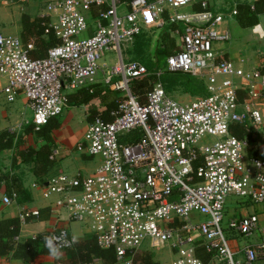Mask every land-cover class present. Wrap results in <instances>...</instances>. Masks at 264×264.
<instances>
[{
  "label": "built area",
  "instance_id": "built-area-1",
  "mask_svg": "<svg viewBox=\"0 0 264 264\" xmlns=\"http://www.w3.org/2000/svg\"><path fill=\"white\" fill-rule=\"evenodd\" d=\"M43 1L51 16L45 33L60 39L47 56L30 55L34 39L25 43L0 32V76L7 79V100L24 93L39 131L64 114L69 94L83 86L104 81L122 92L113 119L97 116L77 145L82 153L99 158L93 173H61L42 181L43 196L52 199L51 210H65L69 220L85 224L100 247L115 250L116 264H134L147 242L151 248L170 246L176 254L170 264H264V226L258 214L228 220L232 233L258 236L242 249L232 245L224 227L230 198L264 202V158L250 156L249 139L230 130L233 123L261 122L258 101L264 96V71L247 73L233 60L217 59L215 43L232 38L229 28L220 29L225 13L207 0ZM93 7L98 12L96 32L79 38L88 28L86 12ZM122 7L128 9L124 14ZM232 13L237 15L236 5ZM165 23L174 26L170 31L179 47L157 75L191 74L204 81L207 95L180 101L159 80L143 101L132 90L133 82L150 71L138 60H125L122 45L134 43L146 27ZM108 53H115V62L105 59ZM236 77L246 85L243 101ZM3 199L11 204L17 197ZM28 215L38 216L39 209L20 213L23 219ZM42 237L45 246L56 250L72 249L77 242L66 228ZM199 248L210 254L208 260L199 256ZM79 264L105 263L94 258Z\"/></svg>",
  "mask_w": 264,
  "mask_h": 264
},
{
  "label": "crops",
  "instance_id": "crops-1",
  "mask_svg": "<svg viewBox=\"0 0 264 264\" xmlns=\"http://www.w3.org/2000/svg\"><path fill=\"white\" fill-rule=\"evenodd\" d=\"M0 1L8 7L11 5L19 10V12L17 11L14 15L10 14L9 18L6 20L0 19V24L2 25L0 29L1 33H4L3 30H11L15 33H11L12 35H16L23 40L25 27L22 18L24 14H27L32 18H51L45 9V2L43 0H31L28 3H4L2 0ZM254 1L255 0H247L245 2L253 3ZM235 5H237L236 2L233 3V6L230 8L231 10L228 9L226 11V7L224 6L219 8L212 7L216 11L225 13L226 19L220 26V29L229 28L232 34V38L229 41H219L215 43L214 48L217 54V59L220 60L224 58L233 60L237 66L244 68L247 73H250L254 69H262L264 71V16L260 15L259 23L252 27L243 26L238 16L232 13ZM196 6L200 7L199 4H195L194 8ZM127 11V7H122V9H120V13L122 14ZM86 15L89 22L88 28L85 32L78 36L79 38L91 36L96 32V21L98 16L96 7H93L91 11H87ZM171 28H174V26L168 25L167 23L162 26L154 25L146 27L142 33L138 35L135 42L132 43L133 45L138 46L139 54H128V60L132 59L142 62L143 60H151L150 57L153 60L155 56V49L160 47V45L163 47L165 44L167 46L170 45L169 51L170 53L173 52L174 49L179 47V43L178 40L171 35ZM150 42H155L156 44L148 47V43ZM101 78L102 76H99V80ZM99 83V88L103 90L109 88L108 90L117 92L106 85L104 81H100ZM235 83L238 86L239 100L243 101L248 93L246 85L243 84L242 79L239 77L235 78ZM6 84V77L0 76V137L3 131L14 133L15 136L13 137L11 148H4L5 144L2 142L0 143V146L2 147V149H0V169L9 172L11 175L19 177L27 192L17 197L13 203L7 204L4 202L3 198L4 196H11V194L8 193L7 186L5 184L2 186L0 190V221L12 218L19 219L21 221V230L20 234L16 236L17 238L15 237L14 242L24 243L29 239H36L38 241V247L36 248L38 253L31 260L26 261L22 257L18 256L14 249L8 254L0 256V264H70V261L68 260H70L71 257L67 250H56L50 247L48 248L44 245L42 237L43 233L56 228H66L70 233H72L77 241L86 240L88 237H92L93 235L85 224L69 220L67 211L59 210L58 212L51 210L50 205L52 203V199H48L43 196L42 181L52 175L66 173L63 171V169L69 168H64L63 162L66 158L70 159L68 166H71L74 161H77L74 155V149L77 148V145L81 142L82 137L84 139L85 132L90 122L99 116L95 114L97 112H103L107 108V102H109V100L108 97L105 98L104 95H108V92H103L102 90L101 96H96L88 103L79 105L70 103V106L66 109V113L61 118L57 119L60 123V127L53 131L54 143L52 148V154L54 152L56 154H54V157L50 156V158L54 160V165L47 174L49 176L46 175V177L40 178L33 170L34 164L25 161L24 158H22V155L18 152L20 149H26L29 146L39 149L46 143V140L38 136L35 132L36 130L32 127L33 117L31 119L28 117V110L33 111V109L30 106L27 96L24 93H19L16 100L9 102L3 92V88ZM206 92L208 94L207 88ZM118 97H120V95H118ZM241 108L243 109L244 106L242 105ZM258 109L260 110L262 116L261 122L258 124L254 121H247L244 126L247 128H254V135L258 141L257 155L264 158V96H262V98L258 101ZM77 117L81 118L84 122L83 132L80 136L74 133L71 125ZM31 127L33 129H30ZM6 139L7 136L3 138L2 141H5ZM123 139L127 140V136L123 137ZM17 141H21L19 147L16 145V143H18ZM79 154L84 158H92L85 153L80 152ZM95 159L98 163L100 162L99 158ZM84 169L85 168L82 165L79 167L77 174L75 175L82 174V170ZM94 169L89 174L93 173ZM233 204H235L237 208L241 209L240 214L236 216L251 213L259 214L261 225L264 226V202L256 204L248 199L232 200L230 201V207L227 205L226 216L229 212H231V215L229 214L228 216H232V214L234 215L236 213L233 210ZM42 208L49 210L48 218L40 219L32 217L30 219H23L20 216V213L24 210L31 211L33 209L40 210ZM231 234L232 236L230 239L234 247L242 249L246 245L250 244V242L243 243L238 240V234ZM257 239L258 236H255L254 241ZM15 247L16 245L14 248ZM171 260L172 258L166 264H170ZM76 264H79V262Z\"/></svg>",
  "mask_w": 264,
  "mask_h": 264
},
{
  "label": "trees",
  "instance_id": "trees-1",
  "mask_svg": "<svg viewBox=\"0 0 264 264\" xmlns=\"http://www.w3.org/2000/svg\"><path fill=\"white\" fill-rule=\"evenodd\" d=\"M236 7L238 11L237 16L242 25L252 27L259 23V16L264 8V0H255L253 3L240 2L236 5ZM195 8L201 9L199 6H196ZM22 19L25 27L24 42L27 43L31 38L35 41V47L30 50V55L34 58L47 56L49 48L60 41V39L53 32L45 33V23L48 21V18H32L29 15L24 14ZM169 48L170 45L167 46L165 44L163 47L160 45V47H157L154 51L155 56L153 60L142 61L148 67L150 74L141 80L134 81L132 90L139 95L140 100L143 101L144 94L152 86V83L161 79L168 93L175 87H182L185 92L190 93L193 96L206 95L207 92L205 90L203 80L196 76L183 72L169 71L164 73L171 75L166 76L164 79L163 77L161 78L162 75L160 77L157 75V69L165 67L166 65L167 57L170 54ZM99 85L100 83L96 82L91 85L83 86L77 91L70 93V102L72 104L79 105L90 102L96 96H101L103 89L99 88ZM108 89L109 88L103 90V92H108V95H104L105 98L108 97L109 100V102H107V108L103 112H97L95 114L101 116L105 121L113 119L111 112L118 107L119 100L116 92ZM32 127L30 129H33ZM59 127L60 123L57 118H51L39 131H36L38 136L46 140V143L39 149L29 146L26 149H20L18 152L22 155V158H24L25 161L34 164L33 170L40 178L46 177L54 165V160L50 158L54 143L53 131ZM230 130L239 138H249V154L250 156L257 155L258 141L254 135L255 130L253 127L247 128L244 125L233 123ZM134 134L133 138L137 139L139 135L137 133ZM6 136L7 139L2 141ZM14 136V133L3 131L0 137V143L2 142L5 144L4 148H11ZM20 143L21 141L16 143V145L19 147ZM0 149H2L1 146ZM4 184L7 186L8 193L11 194V196L15 194L16 197H19L21 194H25L27 192L19 177L11 175L9 172L0 169V190ZM48 216L49 210L42 208L39 210L38 216L28 215L26 219H30L32 217L45 219L48 218ZM20 230L21 221L17 218L0 221V256L8 254L10 251L15 249V253L18 256L22 257L26 261H29L38 253V250L36 249L38 247V241L36 239H29L24 243L14 242L15 237L20 234ZM15 245L16 247L14 248ZM67 251L71 257L70 260H68L70 261V264H76L78 262H91L94 258L102 259L105 264L117 263L115 250L113 248L100 247L94 236L88 237L83 241H77L75 247ZM198 254L204 260H208L210 258V254L203 248H199ZM134 264L161 263L153 258L151 252L144 251L136 254Z\"/></svg>",
  "mask_w": 264,
  "mask_h": 264
},
{
  "label": "rangeland",
  "instance_id": "rangeland-1",
  "mask_svg": "<svg viewBox=\"0 0 264 264\" xmlns=\"http://www.w3.org/2000/svg\"><path fill=\"white\" fill-rule=\"evenodd\" d=\"M31 1V0H30ZM28 1V2H30ZM209 5H211L213 8L215 7H226L225 11L226 10H231L230 8L233 6V3L236 2L237 4L240 3V1H247V0H207ZM28 2H25V3H28ZM182 10H191V8H184ZM19 12V10L17 8H15L14 6H11L8 7L7 5L3 4L1 1H0V19L1 20H6L9 18V15L12 14L14 15L16 12ZM90 25H91V21H90ZM2 25L0 24V29H1ZM4 33H7V34H15L13 31H9V30H3ZM156 43L155 42H150L148 43V47H151L152 45H155ZM122 50H123V56H124V59L125 60H128V54H131V53H135V54H139V49H138V46H135L133 44H123L122 45ZM107 59L115 62V53H108L107 56H106ZM150 59L152 60V58L150 57ZM146 61V60H145ZM151 62V61H150ZM153 62V61H152ZM161 78L163 77V79L168 76V75H171V74H168V73H162L161 74ZM160 82L163 83V81L161 79H159ZM205 87V85H204ZM205 90H206V87H205ZM77 91V90H76ZM75 92V91H74ZM117 95H122V92L121 91H117L116 92ZM169 94L172 95V97L180 100V101H191L192 99L196 98L197 96H193V95H190L188 94L187 92L184 91V89L182 87H175L173 90L169 91ZM200 96H205V95H200ZM28 117L31 119L33 117V111L31 110H28ZM66 113V111L64 112V114ZM63 114V115H64ZM63 115H59L57 116L56 118L59 119L61 118ZM77 117L75 118V120L72 122V128L74 130V133L78 136H80L83 132V120ZM36 132V131H35ZM84 139L82 137L81 139V142H83ZM75 153V157L77 159V161H74L73 164L71 166H68L69 165V161L70 159L66 158V160L63 162L64 164V168L66 167H69V168H66V169H63V171H65L66 173H69V174H77V171L79 169V167H81L82 165L84 166V170H82V174L83 175H87L89 174L90 172H92V170L97 166L98 164V161L95 159V158H84L83 156H80V152L81 151H78V149H74ZM82 153V152H81ZM95 170V169H94ZM49 176V175H47ZM239 198L235 197V198H230L229 199V204H228V207H230V201H235V200H238ZM257 204V203H256ZM233 210L236 212L234 215L232 214V216H228L229 214L231 215V212H229V214L227 215L228 217L225 218V221H224V227L226 229V233H227V236L230 238L232 236V231L229 229V226H228V220L231 218V217H234L236 215H239L240 214V211L241 209L240 208H237V206L235 204H233ZM233 212V211H232ZM259 215V214H258ZM200 218H203L204 216L203 215H199ZM239 236V235H238ZM237 236V237H238ZM254 238L255 237H245V236H242L240 235L237 239L240 240L241 242H250L252 243L254 241ZM144 248L143 250H149V252H151L153 258L157 261H159L161 264H166L171 258H175L176 254H175V251L173 249H171L170 246H166L165 248H162V249H157V248H151L148 246V242L144 244ZM143 250H141L140 252H144Z\"/></svg>",
  "mask_w": 264,
  "mask_h": 264
}]
</instances>
